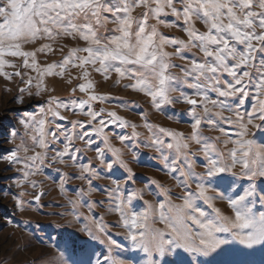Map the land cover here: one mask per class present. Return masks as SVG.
Here are the masks:
<instances>
[{
  "label": "snow or ice",
  "instance_id": "1",
  "mask_svg": "<svg viewBox=\"0 0 264 264\" xmlns=\"http://www.w3.org/2000/svg\"><path fill=\"white\" fill-rule=\"evenodd\" d=\"M161 29H177L186 38ZM57 53L61 59L40 62ZM93 73L104 81L115 77L114 86L141 94L155 112L187 123L190 131L154 124L147 112L139 113L143 124L137 125L117 111L97 109L112 101L129 111L138 105L98 92ZM0 77L19 79V104L48 94L38 111L18 119L23 135L7 130L15 147L0 153V161L18 172L15 187L29 184L36 190L34 206L42 209L47 193L31 177L54 170L65 195L73 179L84 182L69 203L73 209L86 204L88 214L75 212L76 223L84 220L78 233L67 231L72 222L56 233V246L66 254L60 264H134L114 252L123 248L104 217L92 215L105 204L118 215L130 249L145 254L143 264H248L219 258L237 244L244 256L249 249L264 251V0H0ZM48 78L74 85L70 95H51ZM64 113L86 119L65 125L59 122L67 119ZM141 126L147 136L137 130ZM144 148L157 153L161 170L182 192L152 178L145 188L134 186L124 149L141 163ZM86 152H94V160L84 162ZM57 164L76 171L61 173ZM101 179L110 184L94 183ZM97 191L105 198L90 202ZM23 196H14L20 211ZM97 244L105 246L100 255Z\"/></svg>",
  "mask_w": 264,
  "mask_h": 264
},
{
  "label": "rangeland",
  "instance_id": "2",
  "mask_svg": "<svg viewBox=\"0 0 264 264\" xmlns=\"http://www.w3.org/2000/svg\"><path fill=\"white\" fill-rule=\"evenodd\" d=\"M139 11V10H138ZM201 27V25H197ZM166 35L177 36L180 38H186L183 33L177 29H161ZM203 30V29H202ZM61 43H67L69 47L74 46V42L71 41H61ZM36 46H39L38 44ZM32 47V46H29ZM65 48V53L67 52ZM172 49H169L171 51ZM11 59V58H10ZM40 62L50 63L54 60L61 59V54L57 53L53 56L47 57L45 59L43 56L39 57ZM20 61H17L19 63ZM180 63V61H177ZM8 71H13L8 69ZM178 71V70H177ZM76 70H73L75 74ZM93 77L97 82V91L103 94H107L114 97H119L122 101H135L138 106L132 108L131 111L120 107L119 101H112L111 103L98 104L97 109L103 107L108 110L117 111L119 115L125 117L131 122L137 125H142L143 120L139 113L147 112L149 120L154 124H159L164 127H170L185 132L187 134L190 131L189 125L187 123H174L173 121L167 119V117L159 112H155L147 102V98L143 97L141 94L134 93L131 90L123 88V84L114 86L112 80L104 81L103 78L96 73H93ZM49 88H54L55 91L50 94L53 96H58L60 98H66L70 95L71 87L74 85H67L64 80L60 78H48L47 80ZM77 83L74 81V84ZM18 78L13 81H7L0 77V153H7L9 149L15 147L14 144L10 143L7 137V130L10 128H15L21 135H23V128L18 124V119L24 112H34L38 111L43 100L47 99L45 94L43 97H25L24 103L19 104L16 102L15 98L18 94V87H22ZM6 89H11V91H6ZM33 91H35L33 89ZM77 95H80L77 93ZM177 109L182 110L184 105H177ZM67 117L64 121H59L65 125H68L69 120L86 119L82 116H74L71 113H64ZM145 136H147V131L141 126L137 129ZM107 131V130H106ZM119 131V130H116ZM130 132L131 129H128ZM206 135L216 136L219 133L215 131H210L205 129ZM264 139V138H262ZM113 144L117 147L123 148L119 142L113 138ZM20 140H16V144H19ZM83 147V145H79ZM198 146L193 145L192 149L195 150ZM231 147V146H229ZM125 159L129 161L130 167L136 174V188H145V183L147 178H152L159 181L161 184L168 188H171L174 193H180L183 191L182 188L176 187V181L172 179L171 176L165 175L161 170V165L159 161L155 159L157 153L151 149H141V163H135L132 160V155L127 149H124ZM30 154V153H29ZM94 152H86L84 162H87L88 158H93ZM95 162V161H94ZM19 166H17L18 168ZM53 168L61 169V173L67 172L69 175L73 174L76 170L72 167L66 165H54ZM200 171L201 169H197ZM59 173L52 169H45L43 175H37L31 177V179L36 180L41 184L43 190L47 193L45 197H42L41 203L43 208L39 209L34 206L33 195L36 190H33L29 184H25L23 188H16L14 181L18 178L19 174L16 170L9 167L6 161H0V264H60L62 257L60 249L56 246V241L58 239L56 233L58 231H63L65 227L71 223L70 227H67V231L71 233H78L79 228L83 225V217L80 218V222L76 223L74 220L75 212L79 211L84 215L88 214V208L85 204L79 209H73L72 205L69 203V198H74L75 192L82 186H84L83 181L73 179L71 183L67 186V194H61L59 192L56 179ZM100 186H106L110 184V180L101 179L94 182ZM131 186V185H129ZM147 191V189H146ZM24 193L22 199L26 201L24 210L20 211L15 203L14 196L18 193ZM7 193V194H6ZM105 196L100 191L95 192L90 198L91 201H99L104 199ZM145 199L155 203L156 198L151 194L145 195ZM137 209H142L143 205L140 202H135ZM217 207L221 209L222 212L228 214V210L224 202L217 201ZM259 207V206H258ZM107 204L105 207H98L94 210L92 215L99 219L100 216L104 217L105 223L108 224L110 234L113 239L117 240L119 244L122 245L123 251L121 249H114V252L119 254L124 259H133L134 264H143V260L146 259L145 254L142 252H137L136 250L130 249V241H128L124 236V229L117 226L118 215L106 211ZM54 225H59L61 227L54 228ZM156 227L163 228L164 225L157 224ZM51 235L52 239L49 240L48 236ZM39 237V238H37ZM243 246L234 245L233 251L224 254L219 259L228 260L235 258L245 259L248 264H260V260L264 258V251L257 249L255 251L249 249L247 250L249 255L244 256L238 251ZM97 255L105 251V246L96 245ZM207 259V258H203Z\"/></svg>",
  "mask_w": 264,
  "mask_h": 264
}]
</instances>
